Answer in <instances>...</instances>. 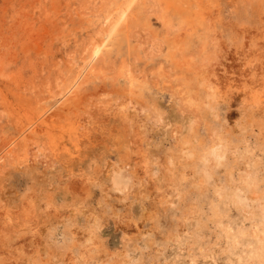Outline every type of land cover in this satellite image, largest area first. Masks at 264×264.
<instances>
[{"label":"rangeland","instance_id":"rangeland-1","mask_svg":"<svg viewBox=\"0 0 264 264\" xmlns=\"http://www.w3.org/2000/svg\"><path fill=\"white\" fill-rule=\"evenodd\" d=\"M0 264H264V0H0Z\"/></svg>","mask_w":264,"mask_h":264},{"label":"bare ground","instance_id":"bare-ground-1","mask_svg":"<svg viewBox=\"0 0 264 264\" xmlns=\"http://www.w3.org/2000/svg\"><path fill=\"white\" fill-rule=\"evenodd\" d=\"M100 49H96V51L94 52V56H96L99 53Z\"/></svg>","mask_w":264,"mask_h":264}]
</instances>
